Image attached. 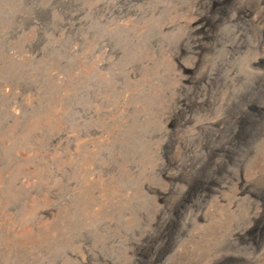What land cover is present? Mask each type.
Listing matches in <instances>:
<instances>
[{"label": "rangeland", "instance_id": "obj_1", "mask_svg": "<svg viewBox=\"0 0 264 264\" xmlns=\"http://www.w3.org/2000/svg\"><path fill=\"white\" fill-rule=\"evenodd\" d=\"M0 264H264V0H0Z\"/></svg>", "mask_w": 264, "mask_h": 264}]
</instances>
